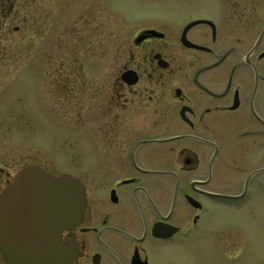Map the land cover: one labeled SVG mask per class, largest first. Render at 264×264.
Segmentation results:
<instances>
[{
    "label": "flooded vegetation",
    "instance_id": "af4514ba",
    "mask_svg": "<svg viewBox=\"0 0 264 264\" xmlns=\"http://www.w3.org/2000/svg\"><path fill=\"white\" fill-rule=\"evenodd\" d=\"M187 1L188 11L170 18L117 12L120 28L127 29L102 49L110 54L109 69L87 82L81 73L92 68L98 15L115 18L111 0L100 7L98 0H0V40L69 27L80 56L86 45L85 60L74 58V70L65 71L66 52L74 56V47L60 44L64 71L57 82L37 75L32 41L27 54L20 53L26 35L14 43L18 53L0 55V77L10 64L18 74L13 94L0 93L3 115L5 109L16 115V123L0 124V192L34 165L29 140L14 146L16 137H5L11 127L14 133L21 124L30 127L35 105L44 122L55 108L63 116L60 127L69 114L71 137L91 158L86 172L58 174H71L85 192L81 222L58 233L59 243L72 250L69 264H179L212 237L224 261L243 248L233 234L210 231L209 215L241 211L247 197L264 196V0L244 2L249 6L242 0ZM51 53L42 58L49 61ZM22 87L28 95L37 90L36 98L20 93ZM234 154L243 158L236 170L248 174L239 191L226 193L223 170ZM252 199L254 219H261ZM0 264H6L1 254Z\"/></svg>",
    "mask_w": 264,
    "mask_h": 264
},
{
    "label": "rangeland",
    "instance_id": "374dc122",
    "mask_svg": "<svg viewBox=\"0 0 264 264\" xmlns=\"http://www.w3.org/2000/svg\"><path fill=\"white\" fill-rule=\"evenodd\" d=\"M23 1V0H21ZM69 0H66V2ZM73 1V0H71ZM112 1V10H114L112 17H115L113 19L109 18L107 20H104V16L98 15L97 23V30H96V38H93L97 41L93 42L91 48H93L95 51H93L91 56L92 62L88 63V68L82 69V75L81 78L84 81L89 82V80H92L93 77H97L99 75L102 76V73H104L108 67V60L110 59V54H104L102 52L103 48L107 43H110V40L112 44H115L116 38H118L121 34H124L126 27L119 26V21L116 19L117 12H121L123 14L132 15L136 13H148L152 11H156V13H161L164 15H168V17H171V14L174 12H187L188 9L192 6L190 1L187 0H111ZM247 0H242V3L246 2ZM248 2V1H247ZM245 4V3H244ZM103 0H98V6H104ZM248 5L249 4H245ZM64 8L67 11H64L67 13L69 11L68 5L64 4ZM21 15H24V12L21 13ZM69 14L66 15L68 17ZM55 29L53 31L49 30L47 32L41 31L40 33H36L35 37L32 38V36H29L26 30L20 32L17 35H10V37H3L0 40V55L2 54H15L18 53V50L13 51L12 49H15L14 43L22 37H25L26 40L21 45V54H27V45L29 41H32L35 45L32 48V50L29 52L30 54L37 53V56L39 55V59L36 58L35 62V71L38 72L37 75L39 77L42 74L43 80L47 81L48 79L55 80L57 82V76L60 70L58 66H60V61L58 59L61 58L59 55L60 51V44H65L66 46H73V37L75 35V32L67 27L65 30L62 29ZM61 32V34H59ZM32 35V31H29ZM44 33H46L44 35ZM49 33V34H48ZM84 33V32H83ZM64 34V35H62ZM48 35V36H47ZM31 38V39H30ZM62 38V41L60 40ZM83 38H86L83 36ZM108 40V42H106ZM88 43V42H87ZM84 46L83 48L86 49L85 42H83ZM36 47V48H35ZM83 48L81 50V56L80 53L76 51V47H74L73 52L74 56H67V52L65 55V58H67L64 62V65H66L65 71H73V65L70 62L75 58V60L83 61L85 60V55L83 53ZM51 53L49 57V61H46L45 58H42L43 54ZM94 59V60H93ZM70 63V64H69ZM94 65V67H93ZM15 65L10 64L7 69L6 73H4L3 76H1L0 81V93L2 95H8L9 97L13 94V81H16L18 74ZM70 66V67H68ZM64 71V70H62ZM89 71V72H88ZM1 75V74H0ZM104 76V75H103ZM11 82V83H10ZM53 83V82H52ZM51 83V84H52ZM49 89L53 91H57L58 86H55L54 88L51 86ZM20 93L24 94L25 96H28L30 98L33 97L35 94H37V90H34L32 88V93L30 95L27 94V89L25 87L19 88ZM19 92L16 94L14 98L20 97ZM4 96L0 97L3 98ZM16 101V99H13L12 102ZM19 103V102H16ZM51 103V102H50ZM36 104V103H35ZM2 100H0V124L1 126H4L8 123H16L12 111H7L5 109L4 115H3V106ZM40 108V107H39ZM36 107L35 105V115L33 114V123L28 126H25L21 124L17 130V133H14L13 127L12 134L7 135L5 138L11 137V139H17V141H14V146H20L23 144L20 140H23L24 142H27L26 140H29L28 142L31 143V151H32V162L35 165H38L39 167L43 168L44 170H47L46 172L50 175H58L63 170H70L72 172H86L87 170H90L91 166V158L89 155L82 152V149H78L77 144L74 142V138L71 137L74 133V128L69 126L68 120H71V117L67 116L65 117L68 119L65 124H67L64 127H60L58 124H61V118L63 116H59V112L54 108H51L50 112V121L45 119L40 112V109ZM38 111H37V110ZM24 111V110H23ZM71 113H73L71 111ZM73 119H75L73 115ZM57 121V122H56ZM58 123V124H57ZM3 128V127H2ZM10 139V140H11ZM23 148V147H22ZM25 149V148H24ZM246 156V154H244ZM235 154L227 159V170H223V180H224V192L226 193H236L240 190V186L242 187V181L248 174V170H236V167L238 163L243 160V158H237ZM244 157V156H243ZM259 200L252 199L253 204L259 206L261 209V219H254V216L252 214L253 205L248 201L249 197L245 199L244 203L241 207L246 206L241 211H237V207L234 209L224 210L222 212L212 211L210 210L209 215V228L210 231H218V230H225L227 231V236L232 237V234L236 236L237 240H240L236 246L238 247L239 244H242L243 248L241 249V252L239 253L238 257L235 259V256H231L230 258L233 260H227L224 261L221 257L218 255V251L214 247L215 243V237H212V239H209L205 241L204 244L200 245V253L193 256L192 258L183 256L178 259L179 264H264V196H259ZM249 203V204H248ZM251 209V210H249ZM243 211V212H242ZM260 225H262V228L260 230ZM240 231L244 237V241H242L238 234L240 235ZM231 233V234H230ZM229 234V235H228ZM236 241V240H235ZM237 243V241H236ZM254 245V246H253ZM235 246V245H234ZM235 246V247H236ZM253 247V249H252ZM238 250V248H237ZM179 257V254L178 256ZM229 261V262H228Z\"/></svg>",
    "mask_w": 264,
    "mask_h": 264
},
{
    "label": "water",
    "instance_id": "95a60500",
    "mask_svg": "<svg viewBox=\"0 0 264 264\" xmlns=\"http://www.w3.org/2000/svg\"><path fill=\"white\" fill-rule=\"evenodd\" d=\"M85 207L72 176L52 177L37 166L21 170L0 193V253L6 264H69L72 250L58 233L74 229Z\"/></svg>",
    "mask_w": 264,
    "mask_h": 264
}]
</instances>
